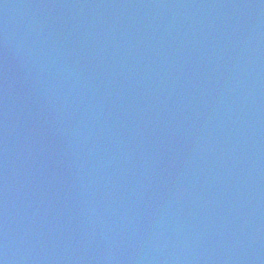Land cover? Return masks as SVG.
<instances>
[{"label": "water", "instance_id": "obj_1", "mask_svg": "<svg viewBox=\"0 0 264 264\" xmlns=\"http://www.w3.org/2000/svg\"><path fill=\"white\" fill-rule=\"evenodd\" d=\"M17 1L34 4L57 25L59 14L69 21L54 27L56 38L44 27L52 37L43 38L40 30L20 28L16 21L31 17L26 9L20 12L14 3ZM249 1L250 9L257 14L255 0ZM232 3L233 0H207L204 5L199 3L196 11L191 0L185 12L176 8L174 0H0V264H264V18L257 20L246 14L245 3V19L232 18L239 37H259L256 55L249 59L258 83L255 88L244 87L240 76L236 78L235 73H230L232 68L224 64L229 61L227 64L232 66L244 55L223 58L233 53L236 42L244 40L227 35L222 21L216 22L219 5L222 11ZM176 11L183 13L175 14ZM237 12L238 7L232 14ZM169 19L164 37L158 31ZM34 24L42 28L39 22ZM202 27L220 42L212 45L211 40L200 36ZM97 28L104 29L101 37L94 33ZM230 29L234 31V27ZM34 36L41 39L34 40ZM95 39L99 47L92 45ZM65 42L69 44L61 46ZM120 46L139 49V54L133 61L124 55L126 63L114 74L104 67ZM90 47L96 52L92 56ZM59 49L63 56H70L60 65L66 68L55 67L56 73L49 72L38 82L33 66L43 61L50 62L46 67L53 68V57ZM158 57L161 59L155 63L149 61ZM168 66V77L159 79V68ZM127 69L130 77L137 72L142 77L148 75L141 84L143 100L129 104L116 121L114 116L107 118L109 114L102 118L100 113L89 116L105 135H76V147L62 140V125L77 129L76 122L69 124L66 115L77 113L74 103L83 104L85 113L103 105L90 83H103L109 95L108 111L118 114L119 105L113 102L115 89L126 93L132 88V82L123 74ZM62 71L61 76L69 82L64 84L68 89L54 87L59 79L55 75ZM49 99V106H43L41 102ZM51 109L59 111L58 120L53 122L60 126L53 125L51 143L59 158L73 167V178L67 183L49 178L42 167L34 165L29 172H18L19 155L12 147L14 139L27 132L29 125H44V116ZM140 116L151 121L145 133H137L133 127ZM173 126L187 131V141H194L193 146L198 147L203 168L198 186L205 190L201 199L206 198L198 208L203 216L199 222L216 220L219 224L218 234L212 226L210 238L203 236L208 225H181L185 211L181 210V200L197 191L184 183L185 164L182 159L179 162V155L170 149L166 154V137ZM111 134L116 141L118 137L123 141L121 149L127 150L124 154L97 144H111L115 140ZM3 137H9L10 143H3ZM157 137L154 152L161 155L148 160L141 154L143 166L137 157H129L143 148L145 141ZM184 143L179 142L181 146ZM221 158L224 167L219 163ZM74 161L82 162L80 169ZM123 162L128 166L122 167ZM212 165L224 169L220 172L224 180L214 177ZM189 173L195 185V172ZM204 176L213 184L210 192L209 183L202 180ZM146 181L158 186L145 187ZM58 194L74 214L54 222L57 212L53 207L57 203L48 198ZM190 196V201H197L196 195ZM209 198L216 201L214 207L207 205ZM160 212H169L170 218H163ZM192 224L197 225L196 221ZM192 229L196 231L193 236L197 244L204 246V255L193 247ZM223 250H229L238 260L226 259Z\"/></svg>", "mask_w": 264, "mask_h": 264}]
</instances>
